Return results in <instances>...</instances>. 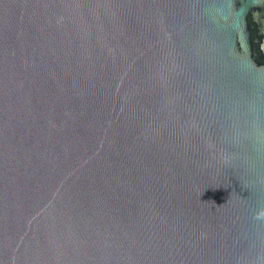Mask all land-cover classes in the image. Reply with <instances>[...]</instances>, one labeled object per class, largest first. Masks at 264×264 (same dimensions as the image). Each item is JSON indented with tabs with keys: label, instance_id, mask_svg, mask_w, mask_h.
<instances>
[{
	"label": "water",
	"instance_id": "95a60500",
	"mask_svg": "<svg viewBox=\"0 0 264 264\" xmlns=\"http://www.w3.org/2000/svg\"><path fill=\"white\" fill-rule=\"evenodd\" d=\"M0 264H264V0H0Z\"/></svg>",
	"mask_w": 264,
	"mask_h": 264
}]
</instances>
